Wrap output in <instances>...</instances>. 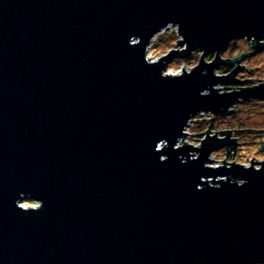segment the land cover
<instances>
[{
  "label": "water",
  "instance_id": "1",
  "mask_svg": "<svg viewBox=\"0 0 264 264\" xmlns=\"http://www.w3.org/2000/svg\"><path fill=\"white\" fill-rule=\"evenodd\" d=\"M169 26L180 47L150 59ZM263 47L264 0H0V264L264 263V158L210 165L232 129L179 142L264 100V80L217 86Z\"/></svg>",
  "mask_w": 264,
  "mask_h": 264
},
{
  "label": "rangeland",
  "instance_id": "2",
  "mask_svg": "<svg viewBox=\"0 0 264 264\" xmlns=\"http://www.w3.org/2000/svg\"><path fill=\"white\" fill-rule=\"evenodd\" d=\"M176 39H179V35L174 27L156 33L149 44L147 55L150 59H154L170 49L179 48ZM251 49V42L245 37H241L232 39L220 53L223 58H232L243 52L251 51ZM213 55V53H208L205 60L209 61L213 58ZM199 57L198 51L190 53L186 58L176 57L167 63L166 71L176 73L180 72L182 67L185 70L192 68L198 62ZM239 63L240 66L243 64L246 67H237L234 73L240 81L238 83L225 81L217 85L221 90H239L243 86L253 85L264 80V47L251 56L243 57ZM235 66V63L221 64L215 72L219 75L226 74ZM246 69L249 71L247 72ZM232 107L235 110L230 114H212L202 111L194 114L189 119L188 126L184 129L187 133L186 136L179 142L199 145L201 143L200 139L205 135L204 130L207 128L210 130V134L216 133L218 136H222V129H232L230 130V137H235L237 142L212 151L213 160L209 162L210 165L222 164L221 160L236 161L248 165L251 159L257 167L259 160L264 158V100L258 98L243 99L237 101ZM208 118H211V120ZM20 203L24 206L38 204V202L30 199H23Z\"/></svg>",
  "mask_w": 264,
  "mask_h": 264
},
{
  "label": "clouds",
  "instance_id": "3",
  "mask_svg": "<svg viewBox=\"0 0 264 264\" xmlns=\"http://www.w3.org/2000/svg\"><path fill=\"white\" fill-rule=\"evenodd\" d=\"M165 159V157H161V160H164ZM236 183L238 184V185H243V184H245L246 183V181L244 180V179H239L238 181H236ZM216 187H219V185H216ZM41 207H42V205H41ZM40 207V208H41ZM39 208V209H40ZM25 210H27V209H25Z\"/></svg>",
  "mask_w": 264,
  "mask_h": 264
},
{
  "label": "built area",
  "instance_id": "4",
  "mask_svg": "<svg viewBox=\"0 0 264 264\" xmlns=\"http://www.w3.org/2000/svg\"><path fill=\"white\" fill-rule=\"evenodd\" d=\"M173 26H169L168 28H172ZM176 29V27H174ZM178 34V33H177Z\"/></svg>",
  "mask_w": 264,
  "mask_h": 264
},
{
  "label": "bare ground",
  "instance_id": "5",
  "mask_svg": "<svg viewBox=\"0 0 264 264\" xmlns=\"http://www.w3.org/2000/svg\"><path fill=\"white\" fill-rule=\"evenodd\" d=\"M187 126H188V125H187ZM212 157H213V156L211 155V159H213ZM210 162H211V161H210Z\"/></svg>",
  "mask_w": 264,
  "mask_h": 264
}]
</instances>
